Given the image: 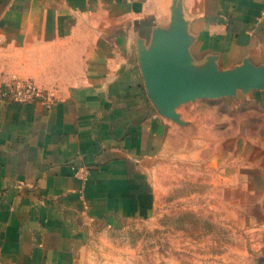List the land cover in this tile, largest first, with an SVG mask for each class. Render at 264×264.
Segmentation results:
<instances>
[{
  "label": "crops",
  "instance_id": "obj_1",
  "mask_svg": "<svg viewBox=\"0 0 264 264\" xmlns=\"http://www.w3.org/2000/svg\"><path fill=\"white\" fill-rule=\"evenodd\" d=\"M191 82L264 87V0H0V264H82L103 219L132 217L167 122L141 61Z\"/></svg>",
  "mask_w": 264,
  "mask_h": 264
},
{
  "label": "rangeland",
  "instance_id": "obj_2",
  "mask_svg": "<svg viewBox=\"0 0 264 264\" xmlns=\"http://www.w3.org/2000/svg\"><path fill=\"white\" fill-rule=\"evenodd\" d=\"M162 118L143 210L97 222L82 264H264V87Z\"/></svg>",
  "mask_w": 264,
  "mask_h": 264
},
{
  "label": "water",
  "instance_id": "obj_3",
  "mask_svg": "<svg viewBox=\"0 0 264 264\" xmlns=\"http://www.w3.org/2000/svg\"><path fill=\"white\" fill-rule=\"evenodd\" d=\"M142 72L146 87L162 116L173 117L181 106L190 102L215 97L233 91H243L237 86L226 85L216 78H205L191 82L171 68L168 59L162 58L156 50L143 56ZM251 91V90H244Z\"/></svg>",
  "mask_w": 264,
  "mask_h": 264
},
{
  "label": "built area",
  "instance_id": "obj_4",
  "mask_svg": "<svg viewBox=\"0 0 264 264\" xmlns=\"http://www.w3.org/2000/svg\"><path fill=\"white\" fill-rule=\"evenodd\" d=\"M0 98L9 102L30 103L45 101V94L30 83L10 85L0 90Z\"/></svg>",
  "mask_w": 264,
  "mask_h": 264
}]
</instances>
